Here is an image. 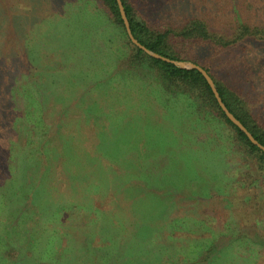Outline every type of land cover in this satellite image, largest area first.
Returning <instances> with one entry per match:
<instances>
[{
    "label": "rangeland",
    "instance_id": "rangeland-1",
    "mask_svg": "<svg viewBox=\"0 0 264 264\" xmlns=\"http://www.w3.org/2000/svg\"><path fill=\"white\" fill-rule=\"evenodd\" d=\"M0 1V59L15 65L0 80V264H194L201 245L226 244L239 223L226 194L245 196L255 169L235 131L155 72L109 66L125 37L93 35L69 0ZM19 42L34 47L29 73ZM254 46L203 53L264 117V43ZM42 110L48 126L34 127Z\"/></svg>",
    "mask_w": 264,
    "mask_h": 264
},
{
    "label": "trees",
    "instance_id": "trees-1",
    "mask_svg": "<svg viewBox=\"0 0 264 264\" xmlns=\"http://www.w3.org/2000/svg\"><path fill=\"white\" fill-rule=\"evenodd\" d=\"M72 10L79 14L82 19L95 22L92 26L95 33L104 38L112 32L117 31L126 40L127 53L115 55L113 61H107L109 66L116 67L120 70L128 71L129 66H138L153 71L160 81L168 88L180 90L189 99H195L203 108L201 115L209 113L215 121L223 120L235 131V142H239L245 152L252 156L255 169L251 171L254 175L252 182L243 183L247 188L245 196L231 197L226 194L227 198L235 203L234 216L239 221L233 229V233L226 244L221 245V241L213 242L207 246L201 245L196 251L194 264H261L264 260V219H261V212L254 207L259 205V194L264 187L254 182V178L259 173L264 175V151L255 145L249 137L235 125L220 107L211 86L204 75L198 69L181 68L173 63L164 61L148 55L143 49L136 46L129 38L124 20L122 18L117 0H69ZM82 1V3H81ZM125 10L130 21L134 36L147 48L159 53L162 56L179 61H192L201 65L214 79L218 91L229 110L248 128L254 137L264 145V117L263 108L260 111H254L249 98L243 91L232 86L226 79L213 74L210 67L206 64L210 58H207L205 51H214L216 53L231 52L237 48H245L246 45L255 47L258 42L264 43V0H122ZM80 3V5H78ZM2 1H0V8ZM4 7V6H2ZM167 11H179L175 16L160 17L157 15L152 20L147 13L157 9ZM83 9L84 11H82ZM101 9L103 15L98 16L97 10ZM1 15V13H0ZM2 18L0 17V32L3 34ZM171 18V19H170ZM102 22L103 30H99L98 21ZM11 21L12 25L20 27V23L15 20ZM1 34V35H2ZM0 35V53L3 52L4 38ZM83 37H89L83 35ZM18 48L20 53L15 54V59L19 61V68L25 66L27 72L29 66L34 63V47L28 49L19 42ZM86 47L91 53L90 39L85 40ZM253 45V46H252ZM111 49V45L108 44ZM245 50V49H244ZM81 51V50H80ZM251 51L246 53L251 56ZM5 55V59H0V80L12 81V77H5L4 73H11L10 59ZM6 61L8 67L5 66ZM87 63V60H84ZM127 66V67H126ZM6 68V70L4 69ZM107 68H104V70ZM30 72V71H29ZM28 72V73H29ZM28 76L25 74V77ZM34 75H31V79ZM110 77V76H109ZM108 78L105 75L99 82ZM16 82L23 79H14ZM6 81V82H7ZM240 91V92H239ZM35 109V107H34ZM46 111H39L42 116L34 119V127H47L48 120L45 116ZM258 173V174H257ZM261 175V176H262ZM253 184H256L254 187ZM221 192L225 191L219 189ZM238 194V192H236ZM247 227L246 230L243 228ZM239 227V228H238ZM243 228V229H242ZM238 229V230H237ZM234 230V231H233ZM260 233L261 238H258ZM259 239V240H258ZM246 240L243 249L234 250V241ZM218 243V244H216ZM120 244H117V246ZM102 246V245H101ZM120 250V249H119ZM117 249V252L119 251ZM205 253L203 254V252ZM114 255V254H112ZM120 256L117 255L118 261ZM108 262V261H107ZM186 261L185 263H188ZM264 264V261H263Z\"/></svg>",
    "mask_w": 264,
    "mask_h": 264
},
{
    "label": "water",
    "instance_id": "water-1",
    "mask_svg": "<svg viewBox=\"0 0 264 264\" xmlns=\"http://www.w3.org/2000/svg\"><path fill=\"white\" fill-rule=\"evenodd\" d=\"M119 8H120V12L122 15V18L124 20V24L126 26V30L128 33V36L130 38V40L138 47H140L141 49H143L148 55L158 58V59H162L164 61L173 63L181 68H186V69H198L206 78L207 82L209 83V85L212 88V91L220 105V107L222 108V110L225 112V114L227 115V117L235 124L237 125L248 137L249 139L255 144L257 145L261 150L264 151V145L262 143H260L255 137L254 135L248 130V128L229 110V108L226 106V104L224 103L218 88L216 86V83L214 81V79L212 78V76L207 72V70L205 68H203L201 65L196 64L194 62H190V61H179V60H173L170 59L168 57L162 56L157 52H154L153 50L147 48L145 45H143L133 34L132 32V28L130 25V21L128 19L126 10H125V6L123 4L122 0H117Z\"/></svg>",
    "mask_w": 264,
    "mask_h": 264
}]
</instances>
